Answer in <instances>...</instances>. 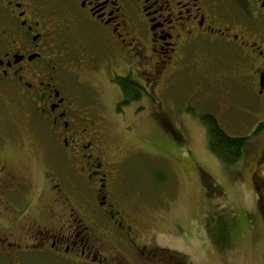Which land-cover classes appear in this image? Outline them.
<instances>
[{"label": "flooded vegetation", "instance_id": "1", "mask_svg": "<svg viewBox=\"0 0 264 264\" xmlns=\"http://www.w3.org/2000/svg\"><path fill=\"white\" fill-rule=\"evenodd\" d=\"M203 48L237 53L224 78L254 96L242 112L254 118L252 138L264 137V0H0V264H184L142 242L136 214L120 205L131 154L113 147L95 108L100 100L108 111L107 84L120 93L114 113L146 109L141 100L156 99L167 74L200 68ZM127 78L138 99H128ZM257 155L264 220V147ZM200 178L207 198L223 194L212 178L207 194ZM239 223L219 221L221 248Z\"/></svg>", "mask_w": 264, "mask_h": 264}, {"label": "rangeland", "instance_id": "2", "mask_svg": "<svg viewBox=\"0 0 264 264\" xmlns=\"http://www.w3.org/2000/svg\"><path fill=\"white\" fill-rule=\"evenodd\" d=\"M233 53L203 48L200 68L179 76L167 74L155 90L156 99L141 100L146 109L139 112H135L137 103L114 113L110 107L119 101L120 93L107 84L100 91L108 111L100 100L96 103L95 114L106 116V131L115 137L113 147L131 154L120 167V205L136 214L135 227L142 242L184 264H264V220L258 213L251 178L264 137L251 138L241 159L225 162L210 149L202 121L212 114L227 134L253 135L254 118L242 110L255 107L254 96L224 78L238 57ZM127 67L123 62L118 72L126 74ZM157 114L165 115L175 138L157 123ZM259 168L256 182L261 186L264 161ZM200 176L211 184H204L207 194L213 184L223 194L212 192L207 198ZM239 220L230 248H221L218 237L222 231H214L221 227L219 221L235 225Z\"/></svg>", "mask_w": 264, "mask_h": 264}, {"label": "trees", "instance_id": "3", "mask_svg": "<svg viewBox=\"0 0 264 264\" xmlns=\"http://www.w3.org/2000/svg\"><path fill=\"white\" fill-rule=\"evenodd\" d=\"M122 85L129 100L138 99L140 93L136 84L127 78L122 80ZM202 121L207 128L210 149L222 161L234 162L244 155L249 144L248 138L230 136L212 114L203 116Z\"/></svg>", "mask_w": 264, "mask_h": 264}]
</instances>
